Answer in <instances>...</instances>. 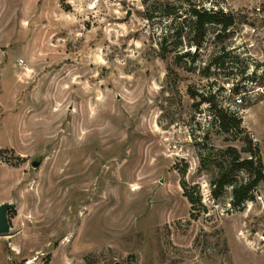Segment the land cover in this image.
<instances>
[{
	"label": "rangeland",
	"instance_id": "374dc122",
	"mask_svg": "<svg viewBox=\"0 0 264 264\" xmlns=\"http://www.w3.org/2000/svg\"><path fill=\"white\" fill-rule=\"evenodd\" d=\"M261 2L0 0V264H264V184L213 195L247 133L264 166ZM195 7L235 22L197 48Z\"/></svg>",
	"mask_w": 264,
	"mask_h": 264
},
{
	"label": "trees",
	"instance_id": "16d2710c",
	"mask_svg": "<svg viewBox=\"0 0 264 264\" xmlns=\"http://www.w3.org/2000/svg\"><path fill=\"white\" fill-rule=\"evenodd\" d=\"M192 16L194 18L192 44L197 48H201L209 24L218 25L221 27L220 31H226L235 22V18L231 14L218 9L195 7L192 10ZM213 116L223 130L227 131L234 128L244 132L241 119L234 114H230L219 108L215 109ZM244 145L243 151L248 153L246 157H242L241 153L234 146H229L227 148L226 151L230 158L229 163L213 184V195L214 197H219L223 194L224 189L228 185L233 184L235 178L241 172L248 173V180L238 184L233 189L232 204L234 206H240L245 201L249 200L255 189L260 184H264V166L259 158L257 145L248 133L245 135ZM186 196L193 206L200 202V197H194L193 194H187ZM11 214H14L13 210L8 212V215Z\"/></svg>",
	"mask_w": 264,
	"mask_h": 264
},
{
	"label": "water",
	"instance_id": "95a60500",
	"mask_svg": "<svg viewBox=\"0 0 264 264\" xmlns=\"http://www.w3.org/2000/svg\"><path fill=\"white\" fill-rule=\"evenodd\" d=\"M40 164L39 161H34L33 166H38ZM13 205L10 203H2L0 204V234H7L10 232L9 218L8 212L13 209ZM120 264V263H116Z\"/></svg>",
	"mask_w": 264,
	"mask_h": 264
},
{
	"label": "built area",
	"instance_id": "2783aa9c",
	"mask_svg": "<svg viewBox=\"0 0 264 264\" xmlns=\"http://www.w3.org/2000/svg\"><path fill=\"white\" fill-rule=\"evenodd\" d=\"M253 11L257 15H262V14L264 15V0H262V2L260 3V5L254 7L253 8Z\"/></svg>",
	"mask_w": 264,
	"mask_h": 264
}]
</instances>
